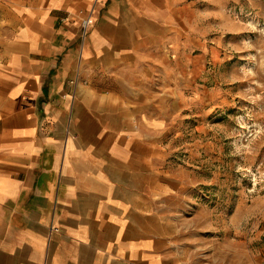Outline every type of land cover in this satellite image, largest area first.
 Listing matches in <instances>:
<instances>
[{
    "label": "crops",
    "instance_id": "crops-1",
    "mask_svg": "<svg viewBox=\"0 0 264 264\" xmlns=\"http://www.w3.org/2000/svg\"><path fill=\"white\" fill-rule=\"evenodd\" d=\"M186 6L0 0V264H185L156 197Z\"/></svg>",
    "mask_w": 264,
    "mask_h": 264
},
{
    "label": "rangeland",
    "instance_id": "rangeland-1",
    "mask_svg": "<svg viewBox=\"0 0 264 264\" xmlns=\"http://www.w3.org/2000/svg\"><path fill=\"white\" fill-rule=\"evenodd\" d=\"M186 3L157 208L185 264H264V0Z\"/></svg>",
    "mask_w": 264,
    "mask_h": 264
},
{
    "label": "built area",
    "instance_id": "built-area-1",
    "mask_svg": "<svg viewBox=\"0 0 264 264\" xmlns=\"http://www.w3.org/2000/svg\"><path fill=\"white\" fill-rule=\"evenodd\" d=\"M90 22V19L88 17H85L84 19L81 20V26L83 29H85ZM71 83L75 84V80H70Z\"/></svg>",
    "mask_w": 264,
    "mask_h": 264
}]
</instances>
